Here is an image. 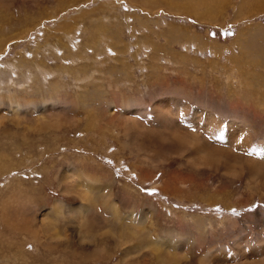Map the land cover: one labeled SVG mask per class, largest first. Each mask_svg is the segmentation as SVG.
Listing matches in <instances>:
<instances>
[{"label": "rangeland", "instance_id": "rangeland-1", "mask_svg": "<svg viewBox=\"0 0 264 264\" xmlns=\"http://www.w3.org/2000/svg\"><path fill=\"white\" fill-rule=\"evenodd\" d=\"M237 56L253 66L245 69L264 70V0H0V264H161L146 231L160 241L198 238L196 247L173 248L178 264H199L209 250L234 247L236 237L263 243L262 183L250 200L245 178L226 181L245 198L231 211L165 195L162 184L178 159L140 169L129 151L163 145L126 138L119 112L125 92L133 115L186 99L191 112L181 102V119L210 109L227 121L253 122L264 138V108L261 118L244 110L246 101L236 103L246 83L254 85L242 81ZM89 166L121 191L115 198L125 216L87 211L69 188ZM209 175L219 190L221 177ZM89 203L102 205L97 196ZM143 208L152 216L141 224ZM195 217L206 222L201 233L191 227Z\"/></svg>", "mask_w": 264, "mask_h": 264}, {"label": "bare ground", "instance_id": "bare-ground-1", "mask_svg": "<svg viewBox=\"0 0 264 264\" xmlns=\"http://www.w3.org/2000/svg\"><path fill=\"white\" fill-rule=\"evenodd\" d=\"M250 56L259 59L260 54L254 52ZM240 57L241 56L233 57L232 61L234 63H239L237 66L241 67L240 69L243 71L242 81L244 78H248L254 85L249 87V84L246 83L247 87L240 91L243 97L237 98L236 103L240 107L241 105L239 104L245 105L244 102L246 101L247 107H245L244 110L246 109L247 112H253L262 118L264 97H262L263 86H261V81H264V70H262V73L257 74L253 69H251L252 71L245 69L248 68L249 65L251 66L249 68L253 66L251 64H240ZM175 59L178 60L177 62L181 61L180 56L173 58V60ZM182 59H184V57ZM258 62L259 60L257 62L254 61V66L259 64ZM223 74H226V72L223 71ZM252 95L255 96V99H253ZM118 97H120L123 102L119 112L122 115L121 123L125 127V137L127 138L129 134H137L138 136H144V139L153 144L163 145L162 148H150L147 152H141L137 148L135 151L130 150L128 154L133 157V159L136 158L134 164H138L141 169L146 167L149 168L152 163L160 166L164 163L170 165L173 160L178 159L176 170H174L173 173H168V177L162 184L161 192L163 194L173 196L175 199H188L191 202H202L206 205L221 204L228 207L226 210L231 211L230 209H232L234 204L238 205L243 202L245 203V201H243L245 198L244 196H239L237 188L226 189V183L230 182L232 186L236 181L245 178L246 189L244 191H248L250 193L249 199L254 200L253 195L254 192L256 193V186L258 183L264 185V138L260 130L252 126L253 122L251 124L245 118H232L230 121H227L222 116L217 115L216 111L210 109H208V111L197 109L193 114L190 113L189 117L187 116L181 119L182 109L179 107V104L185 102V98V100L183 99L184 101L177 102L178 105H171L172 101H176V98H171L164 102H160L150 109L148 108L141 112H135L133 115L131 113L133 109V97L128 95L127 92L121 93ZM110 102L113 104V101ZM184 107L185 111L189 110L187 103ZM189 112L191 111L187 113ZM110 113L113 114L111 110ZM143 117L149 119L150 122L143 123L141 121ZM112 118L115 120V116H112ZM221 132L223 133V138H217ZM255 139L258 140L257 143L254 142ZM165 145L170 147L165 148ZM164 149H166V154L164 153L165 155L162 157L160 154H162ZM126 152L127 151L123 149V153ZM248 153L252 154L249 155ZM117 157L120 158L121 156L117 155ZM119 161L121 160L119 159ZM161 168L163 167L161 166ZM70 172L73 171L70 170ZM216 173L221 177L219 181L222 186L219 190L214 188L213 185L208 184L211 177H213L209 174ZM144 175V177L141 175V178L143 182H146V180H148L147 175L146 173ZM66 176L64 182L66 185H69L68 182L71 175ZM77 176L79 178L76 180V183L70 184L69 188H75L79 191V195L84 205L87 207V211H93V213L96 214L100 213L103 216H108L110 213H112V215L125 216L122 214L125 212L115 198L121 197V191L118 192L119 195L117 196L115 192L116 189L114 190V188L104 180L105 178L102 175L94 174L89 166L86 168L84 167ZM90 176L96 177L89 178ZM94 196L101 199L102 205L100 207L98 205H92L93 203H89ZM263 197L264 195L262 196L261 194L259 200H263ZM152 212L154 213L153 210ZM135 215L136 214L132 212L129 217H134ZM139 216L142 219L137 218V221L144 224L143 218L152 215L150 210L148 211L143 208ZM184 216H187V214H184ZM132 221H134V219H132ZM205 223L206 222L201 218H196L191 227L195 229L197 233H201L206 229ZM221 224L224 223L221 222ZM132 225L136 224L133 223ZM151 225H155V222H151ZM145 228L147 229V227ZM145 228H142V226H130L128 229H133V231L141 229L144 231ZM154 230L156 231L155 228ZM227 231L228 230L225 229L223 234L226 235ZM146 234V242L161 264L179 263L180 260L177 254L172 251L173 248H178L182 244H185L190 249L196 247V245L200 243L198 238L196 242L183 238L180 239V241L169 239L160 241L152 237L151 231H146ZM245 237L246 236L243 238L236 237L233 243L235 248L232 247L234 248H231L232 250L226 246L227 244L221 246V249L216 252L209 250L208 253H205L200 258L199 264H264V245H261L264 244V242L261 244L247 243ZM231 254H233V258L229 257ZM184 258H187V256Z\"/></svg>", "mask_w": 264, "mask_h": 264}, {"label": "snow or ice", "instance_id": "snow-or-ice-1", "mask_svg": "<svg viewBox=\"0 0 264 264\" xmlns=\"http://www.w3.org/2000/svg\"><path fill=\"white\" fill-rule=\"evenodd\" d=\"M227 34L231 35V33H227ZM217 138H223V133L221 132ZM248 154L251 155L252 153H248ZM233 215H238V213H236L235 210H233Z\"/></svg>", "mask_w": 264, "mask_h": 264}]
</instances>
